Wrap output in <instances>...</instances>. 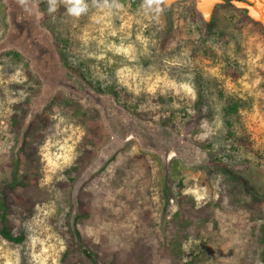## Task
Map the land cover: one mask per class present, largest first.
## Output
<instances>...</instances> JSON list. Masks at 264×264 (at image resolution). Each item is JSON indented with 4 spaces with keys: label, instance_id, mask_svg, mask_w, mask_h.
<instances>
[{
    "label": "rangeland",
    "instance_id": "374dc122",
    "mask_svg": "<svg viewBox=\"0 0 264 264\" xmlns=\"http://www.w3.org/2000/svg\"><path fill=\"white\" fill-rule=\"evenodd\" d=\"M32 2L113 115L58 88L27 120L43 82L0 49V200L25 235L0 234V264H262L264 21L227 0Z\"/></svg>",
    "mask_w": 264,
    "mask_h": 264
},
{
    "label": "water",
    "instance_id": "95a60500",
    "mask_svg": "<svg viewBox=\"0 0 264 264\" xmlns=\"http://www.w3.org/2000/svg\"><path fill=\"white\" fill-rule=\"evenodd\" d=\"M8 6L7 20L10 27L6 37L0 43L2 48H17L26 51L30 68L43 82L42 95L34 98V104L28 116L29 120L38 109L48 103L58 87L69 89L79 97L101 105L106 112L107 104H112L111 96L103 95L88 86L79 76L64 66L50 33L37 21L36 7L30 0L27 17H22L21 5L13 0H6ZM25 21V22H24ZM34 42L32 46L31 43ZM125 114V113H123ZM27 122L25 123L26 127Z\"/></svg>",
    "mask_w": 264,
    "mask_h": 264
},
{
    "label": "trees",
    "instance_id": "16d2710c",
    "mask_svg": "<svg viewBox=\"0 0 264 264\" xmlns=\"http://www.w3.org/2000/svg\"><path fill=\"white\" fill-rule=\"evenodd\" d=\"M7 2L4 1V5L2 7V9L7 12ZM8 26V25H7ZM6 26V28H7ZM18 59H24V56L21 52L19 51H14L13 53ZM75 71L79 72V69L74 68ZM83 75V74H82ZM93 87L97 90H100L102 93H104L102 90V88L100 86L97 85H93ZM233 108L236 109V107H229V114H233ZM241 181L244 184V186L248 189L251 190L252 187L249 185V183L246 181V179L241 176ZM9 194L7 192L3 193L2 199L0 200V220L2 223V227L0 230V234L2 235V237H4L5 239H8L9 241L15 242V243H21L22 241H24L25 239V235L24 234H19V235H14L9 224H8V216H9ZM93 259V261L98 264V261L95 259V257H91ZM262 264H264V257L262 258Z\"/></svg>",
    "mask_w": 264,
    "mask_h": 264
},
{
    "label": "flooded vegetation",
    "instance_id": "af4514ba",
    "mask_svg": "<svg viewBox=\"0 0 264 264\" xmlns=\"http://www.w3.org/2000/svg\"><path fill=\"white\" fill-rule=\"evenodd\" d=\"M4 1H6V0H4ZM227 1H229V2L231 1V2L235 3L236 5L240 6L241 8L245 9L247 15L262 19L264 21V0H227ZM21 7H22V5H21ZM22 9H23V7H22ZM7 12H8V8H7ZM21 15L24 19H25V17H27L26 9L22 10ZM9 27H10V23L8 21L7 31L9 29ZM7 31H6V35H7ZM6 35H5V37H6ZM31 45L33 46L34 42H32ZM16 50L21 52L23 54V56L29 60V62L31 61V59L28 56H26L25 50L21 51L17 48H16ZM58 88H64V87H58ZM102 109H104V108H102ZM115 113H118V111H116ZM106 114L108 115L107 117H110L113 115V112L111 113L109 111V109H107Z\"/></svg>",
    "mask_w": 264,
    "mask_h": 264
},
{
    "label": "clouds",
    "instance_id": "9594fccd",
    "mask_svg": "<svg viewBox=\"0 0 264 264\" xmlns=\"http://www.w3.org/2000/svg\"><path fill=\"white\" fill-rule=\"evenodd\" d=\"M26 0H20L21 4H24ZM64 2L69 5L68 11L70 14L74 16H79L80 14L87 11V4L84 2V0H64ZM50 5H53V7L50 8V11L55 10V3L56 0H49ZM161 3V0H145V4L148 6H151L153 4L159 5ZM158 10V9H157Z\"/></svg>",
    "mask_w": 264,
    "mask_h": 264
}]
</instances>
